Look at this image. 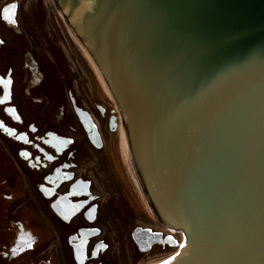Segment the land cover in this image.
Listing matches in <instances>:
<instances>
[{"label": "water", "instance_id": "water-1", "mask_svg": "<svg viewBox=\"0 0 264 264\" xmlns=\"http://www.w3.org/2000/svg\"><path fill=\"white\" fill-rule=\"evenodd\" d=\"M103 10L109 24L86 38L125 115L132 168L186 237L170 264H264V0Z\"/></svg>", "mask_w": 264, "mask_h": 264}, {"label": "flooded vegetation", "instance_id": "flooded-vegetation-1", "mask_svg": "<svg viewBox=\"0 0 264 264\" xmlns=\"http://www.w3.org/2000/svg\"><path fill=\"white\" fill-rule=\"evenodd\" d=\"M28 1L38 2L0 0V264H143L169 247L139 251L119 219L133 252L112 249L124 237L113 232L117 193L122 215L148 227L125 201L119 147L105 138L112 109L69 29L47 26L41 2L30 23Z\"/></svg>", "mask_w": 264, "mask_h": 264}, {"label": "rangeland", "instance_id": "rangeland-1", "mask_svg": "<svg viewBox=\"0 0 264 264\" xmlns=\"http://www.w3.org/2000/svg\"><path fill=\"white\" fill-rule=\"evenodd\" d=\"M31 2L33 3V1H31ZM31 2L29 1V3L32 5ZM25 4H27V3H24V6H26V8H27V6L29 4H27V5H25ZM44 4H45V7L43 8V10H44V12H46L45 13V21H46L47 26H49L50 28H53L54 30H56V29L59 30V27H58L59 26V24H58L59 23V20L54 15V9H53V7L50 5V3L48 2V0H46L44 2ZM31 9H32V6H30V9L27 10L28 13H26V15L28 16V19H29L30 23L32 21V17L31 16H33V15H31V13L33 11V10L31 11ZM61 33L63 35L67 34V33H65L64 30ZM101 94L102 93H101V88H100V92H99L100 104L103 105V106H105L107 109L108 108H111V104L112 103H111L110 99L106 98L103 94L102 95ZM105 138L107 139V142L109 144H113V146L114 145H117V147H118V143H117L118 140H117L116 132L115 133H109V132L106 131L105 132ZM121 180H122V183L124 185V189L126 191V196H127V197H125L126 203L128 205L129 204H132L133 207L138 211L139 214L140 213L142 214V211H143L145 213V215H146V217H145L146 219L143 220V221L145 223H147L148 225H152L153 227L158 228V229H162L163 227H165L162 224H158L160 220L157 218L156 215H154L152 213L150 214V212H149L150 205L147 202V200H146V203L148 204L149 210L143 204V201L140 198V195H139L138 191L136 190L138 188L135 185V183H132V181L130 180V178L127 179L124 176H122ZM116 197H117L118 205H116L115 217H112V219L114 221V223H113L114 224L113 232L115 233L116 236L119 235V234H123L124 237H123V243H116L115 244V242H114L113 243V246H114V244H115V246L114 247L112 246V249L114 250L115 255H117L120 252L121 247L123 246V249L126 252V255L128 256L130 251H129V248H127V246L130 245L132 252H133V246L131 245L130 241L128 240L127 234H128V231L130 229H132L133 227H135L137 225V223H136V221L133 223V221L131 220L132 216L124 217L122 215L123 212L126 211V208H125L124 204L121 203V201H124V195L121 192H119V193L116 194ZM144 208L147 210L146 212L144 211L145 210ZM143 218H137V219H143ZM119 219H121L122 221H126L129 224L130 227H129L128 231H126V230L124 231V229L121 228L120 225H122V223H126V222H122ZM173 252H174V249H169V250L164 251V252H156L157 255H154L156 253H154V254H148L147 257L145 258L143 264H150L152 262L160 261L165 256H167V255H169V254H171Z\"/></svg>", "mask_w": 264, "mask_h": 264}, {"label": "bare ground", "instance_id": "bare-ground-1", "mask_svg": "<svg viewBox=\"0 0 264 264\" xmlns=\"http://www.w3.org/2000/svg\"><path fill=\"white\" fill-rule=\"evenodd\" d=\"M28 8L30 7V5L27 6ZM59 15L60 17L63 19V16H62V13L59 12ZM68 29V28H67ZM82 34V43L77 41V40H74V42L78 45L79 49L82 50L83 52V55L84 57L89 60L88 58V53H87V48H86V45H85V38H84V35L83 33ZM89 63L91 64V66L93 67L94 69V72L96 73V76L99 80V83H100V88H101V93L106 97V98H109L111 100V102L113 103V106H114V109L116 110V113H117V139H118V143H119V151H120V155H121V160H122V163L124 165V167L126 168L127 170V173H128V176L130 179H132V181L135 183V185L137 186L136 184V181H135V177H134V173H133V168H132V164H131V160H130V156H129V152H128V147H127V143H126V139H125V135H124V131H123V126H122V123H123V120H124V113L118 103V101L116 100L114 94L111 92V88H109V84L107 83L106 79L102 76V71L101 69L99 68V71L97 70V67L95 66V64L91 61H89ZM101 94V95H102ZM138 189H136L140 195V198L142 199L143 201V204L146 206V208L149 210V207H148V204L146 203V199L144 197V195L142 194V192L140 191L139 187L137 186ZM150 211V210H149ZM151 214V213H150ZM175 228V227H174ZM174 228H171L169 227L168 229L171 230V232H173V234H177V236L180 238L181 242L184 243V247L181 248V246L178 248H175L174 250V253L175 252H179L180 254L182 255H179L177 256V258H175L174 261L176 260H179L181 259L182 257H185L186 256V250H185V241H184V232L178 228L177 230H179L178 232L179 233H176L174 230ZM181 249H182V252H181ZM173 253L165 256L166 258L170 255H172ZM164 257V258H165ZM163 258V259H164ZM165 258V259H166ZM164 259V260H165ZM164 260H160V261H156V262H152L150 264H159V262L161 261H164ZM172 261V262H174ZM171 262V263H172ZM170 264V263H169Z\"/></svg>", "mask_w": 264, "mask_h": 264}, {"label": "snow or ice", "instance_id": "snow-or-ice-1", "mask_svg": "<svg viewBox=\"0 0 264 264\" xmlns=\"http://www.w3.org/2000/svg\"><path fill=\"white\" fill-rule=\"evenodd\" d=\"M162 264H167V261L162 262Z\"/></svg>", "mask_w": 264, "mask_h": 264}]
</instances>
